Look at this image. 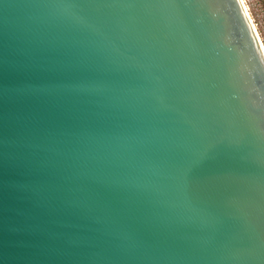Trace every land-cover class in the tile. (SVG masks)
Returning <instances> with one entry per match:
<instances>
[{"label": "water", "instance_id": "obj_1", "mask_svg": "<svg viewBox=\"0 0 264 264\" xmlns=\"http://www.w3.org/2000/svg\"><path fill=\"white\" fill-rule=\"evenodd\" d=\"M0 264H264L240 0H0Z\"/></svg>", "mask_w": 264, "mask_h": 264}, {"label": "rangeland", "instance_id": "obj_2", "mask_svg": "<svg viewBox=\"0 0 264 264\" xmlns=\"http://www.w3.org/2000/svg\"><path fill=\"white\" fill-rule=\"evenodd\" d=\"M264 47V0H243Z\"/></svg>", "mask_w": 264, "mask_h": 264}, {"label": "bare ground", "instance_id": "obj_3", "mask_svg": "<svg viewBox=\"0 0 264 264\" xmlns=\"http://www.w3.org/2000/svg\"><path fill=\"white\" fill-rule=\"evenodd\" d=\"M240 3H241V5H242V7H243V9H244V11H245L247 17H248V20H249V22H250V24H251V26H252V28H253V30H254V33H255V35H256V37H257V40H258V42H259V44H260V47H261V49H262V51H263V53H264V47H263L262 42H261V40H260V38H259V36H258V33L256 32V29H255V27H254V25H253V23H252V20H251L249 14H248V12H247V9H246V7H245V5H244L243 0H240Z\"/></svg>", "mask_w": 264, "mask_h": 264}]
</instances>
